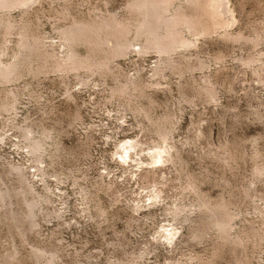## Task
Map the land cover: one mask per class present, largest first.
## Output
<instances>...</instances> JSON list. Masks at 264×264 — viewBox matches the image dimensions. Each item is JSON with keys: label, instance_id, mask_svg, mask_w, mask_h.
Wrapping results in <instances>:
<instances>
[{"label": "rangeland", "instance_id": "rangeland-1", "mask_svg": "<svg viewBox=\"0 0 264 264\" xmlns=\"http://www.w3.org/2000/svg\"><path fill=\"white\" fill-rule=\"evenodd\" d=\"M137 1L0 9V264H264V0L168 55Z\"/></svg>", "mask_w": 264, "mask_h": 264}, {"label": "bare ground", "instance_id": "bare-ground-1", "mask_svg": "<svg viewBox=\"0 0 264 264\" xmlns=\"http://www.w3.org/2000/svg\"><path fill=\"white\" fill-rule=\"evenodd\" d=\"M30 1H32V0H0V9L9 10V8L12 9L14 6L15 7L19 6V5L24 6L25 4H27ZM170 2H171V0H139L136 3H134V10L135 11L140 10L138 12L139 14L143 9H144V11L147 12V14H145L146 16H143L144 14L142 15L143 17H141V18H143V20L139 24V29L137 30L140 35H142V36H144V38H146V45L147 46L145 47V49L147 51H148V49H151V50L153 49V50H156L157 53L168 55L170 52H175V50L178 47H182V46L186 47L190 44V41L188 42L187 39H184V37L182 35V33H183L182 30L184 28H187L188 30L192 31L193 33H191V34L199 33L201 35H204L205 33L209 34L210 31H211V33H213L212 30H214L215 28H219L218 26H222V25L224 26V24L225 25L228 24L229 19H228L227 15L224 14L225 9L218 0H187L186 2L184 0V3L185 4L187 3V7L186 6H183V7H186L187 9L186 8H184V9L179 8L182 6V5H180L179 7H177L179 9H176L174 11H171L168 8L169 7L168 5ZM185 9L187 11H189V10L190 11L187 13V11H185ZM86 25L81 26V27H80V25H78L79 27L72 26L74 28L71 27V30L64 31V34L67 36V37L65 36L66 40L70 41V42H74V41L76 42L82 38H88L89 42H91V44H93V40L95 39L94 36L97 35L98 33H100L101 29H103L102 31H104V28L109 29V28L116 27V26H114V24H108V23H103L101 25L96 24V25H99V27L98 26H92L93 24H91V26H86ZM123 25L120 24L117 27L118 33L117 32L114 33L116 35L119 34V36L116 37L113 34L112 35L110 34V36H114V38L119 37V39L121 37L120 35L126 36L125 33L128 30V28L126 29L125 26H123ZM115 29L114 30L109 29V30H110V32L117 31ZM105 33H106V30H105ZM206 35L207 34H205V36ZM194 36H196V34ZM228 36H230V35H228ZM26 37L24 36L23 38L25 39ZM23 38L20 41H22V42L24 41V44L23 43H21V44H23V46H25V48H26V46H29V45H25L26 41ZM226 38H227V36H226ZM98 39H100V38H98ZM85 41H87V39H85ZM95 42H97V38H96ZM116 45H118V44H116ZM119 45H120V42H119ZM23 46H22V48H23ZM122 46H126V45H122ZM118 47H121V46H118ZM28 49H31V48L28 47ZM178 49H181V48H178ZM146 50L145 51L143 50V51L147 52ZM111 51H114V50H111ZM123 51H124V49H123ZM111 54H113V52ZM116 54H118V52H116ZM116 54L114 53V55H116ZM70 55H69L70 57L68 56L69 59H67V61L70 62L69 65L72 67L77 68V66H79V67L85 66V67L89 68L90 70L92 68L94 70V68H96V67H103L101 63L99 65L96 62H93V63L90 62L92 64H89V63L86 64L84 62L86 64L85 65L82 63L83 61L82 62L80 61L81 59L77 60V56L75 57L74 54H71V53H70ZM114 55H112V56H114ZM92 61H94V60H92ZM94 63H96V64H94ZM65 65H63V66L65 67ZM15 67H16L15 64H11V65H8V66H5L4 68H2L0 71H2L4 74L3 73L1 74V76H3V78L2 77L1 78L4 80L10 79L11 74L13 73V70ZM4 71L8 72V73L5 74ZM14 72H15V70H14ZM36 146L38 147L39 145H36ZM130 147H132V146H130ZM36 150H37V148H36ZM222 208L223 207H220V209H222ZM215 212H217V211H215ZM220 218L222 220L221 219L216 220V222H214L215 223L214 225H216L219 228V230L224 234L227 232V229L229 227V216L225 215L224 218H223V216Z\"/></svg>", "mask_w": 264, "mask_h": 264}]
</instances>
